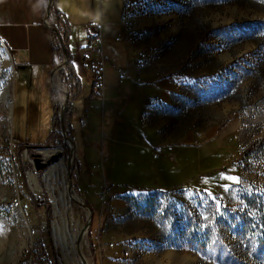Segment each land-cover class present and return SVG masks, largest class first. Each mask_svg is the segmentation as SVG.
Returning a JSON list of instances; mask_svg holds the SVG:
<instances>
[{"label": "rangeland", "instance_id": "rangeland-1", "mask_svg": "<svg viewBox=\"0 0 264 264\" xmlns=\"http://www.w3.org/2000/svg\"><path fill=\"white\" fill-rule=\"evenodd\" d=\"M102 1L56 0L77 21L70 24L74 45L89 16L99 24ZM106 3L119 26L121 1ZM50 21L56 27L55 12ZM121 26L111 32L127 45L122 73L131 83L118 99H100L96 71L88 108L91 85L82 72L75 89L65 61L56 75L30 68L0 40V198L20 194L36 209L21 226L0 216V264H24L30 249L53 264H104L107 248L106 264H221L204 242L209 221L237 213L264 223L245 203L255 194L264 207V144L252 145L264 137V0H124ZM52 85L61 107L77 94L54 129ZM56 131L72 137L68 153ZM35 151L42 160L60 154L35 170ZM104 187L118 196L102 198ZM220 233L230 238L223 227ZM258 250L252 264H264Z\"/></svg>", "mask_w": 264, "mask_h": 264}, {"label": "crops", "instance_id": "crops-1", "mask_svg": "<svg viewBox=\"0 0 264 264\" xmlns=\"http://www.w3.org/2000/svg\"><path fill=\"white\" fill-rule=\"evenodd\" d=\"M121 1L120 25L117 18L109 12L107 0L101 3V12L99 24H95L96 17L89 16L82 24L84 38L82 42L73 44L71 38L70 24L72 21L77 23L73 15L70 22L57 6L56 0H53V9H57L60 15L69 25V50L72 55V62L76 74L81 84V72L83 78L90 85L96 71H100L102 84V95L100 99H118L123 96L122 92L128 88L131 80L125 79L122 71L127 67L129 53L127 45L121 43L116 36L112 35V30L119 28L122 32L121 20L124 10V0ZM103 10V12H102ZM45 15L42 0H0V40L5 47L9 49L14 61L18 64H27L30 68L44 67L48 71L53 63V34L49 27L43 22ZM103 19V20H102ZM96 31L101 35V51L96 53L87 49V43L95 35ZM118 36V35H117ZM86 75V76H85ZM132 82L138 85V80ZM115 92L111 93V89ZM109 91V92H108ZM106 92V93H105ZM121 94L120 96H118ZM95 98L88 95L86 108L94 103ZM83 114L82 116H84ZM36 216V209L28 210L27 218ZM113 252L109 248L104 249L101 259L104 264L111 259Z\"/></svg>", "mask_w": 264, "mask_h": 264}, {"label": "trees", "instance_id": "trees-1", "mask_svg": "<svg viewBox=\"0 0 264 264\" xmlns=\"http://www.w3.org/2000/svg\"><path fill=\"white\" fill-rule=\"evenodd\" d=\"M54 12L56 17V27H49V30L54 36L60 39L59 48L62 49V52L66 57L65 68H63V70L67 72L66 79L67 81H73V86H75V89H78L79 80L72 62V55L68 45V23L64 20V18H62L60 12L57 9H55ZM52 49L54 50L55 47ZM93 89L94 84L92 83L89 93L90 97L95 96ZM76 95L77 94L71 98H66L64 101V106L61 107L57 102V89L54 85L51 86L50 101L52 107V116L50 122L53 129L61 126L63 124L64 118L70 115L72 101ZM56 132L59 145L62 147L63 151L68 153L70 146L65 139L69 140L70 142H74L72 137L67 135L65 136V139H63L62 135L59 134L58 131ZM15 138L18 141L22 139L18 134H15ZM263 144L264 137L259 139L257 142H254L252 145L260 146ZM245 153L247 152L245 151ZM68 177L74 180L73 171L68 173ZM257 199L258 197L255 194L247 196L245 199L246 206L251 211L255 210L257 212L255 214L258 215V217L264 219V207H260V201ZM261 204H263V202ZM257 205H259L258 208ZM46 214L48 216V209H46ZM236 215L237 213L232 215V220L223 218L217 223L209 221L206 228L207 234L204 242L205 244L210 245L211 248L217 252L216 257L213 260L221 264H252L257 258L255 251H259L258 248L260 247H263L264 250V223L259 224L254 221V218H245L239 220L238 216ZM222 227L226 231L230 232V238L227 240H224L221 236L220 230ZM88 235L90 237L89 232ZM89 245L91 250L92 243L90 242ZM245 252H248V254H244ZM249 252L251 254H249Z\"/></svg>", "mask_w": 264, "mask_h": 264}, {"label": "built area", "instance_id": "built-area-1", "mask_svg": "<svg viewBox=\"0 0 264 264\" xmlns=\"http://www.w3.org/2000/svg\"><path fill=\"white\" fill-rule=\"evenodd\" d=\"M45 15L43 17V22L48 26L52 27L53 23L50 21L51 13H54L53 9V0H47L46 5L44 6ZM55 22V21H54ZM56 24V23H55ZM53 37H56L53 35ZM58 42L60 43V39L57 37ZM54 41V39H53ZM56 43H54V47H56ZM87 49L96 53H100L101 51V35L96 31L95 35L91 40L87 43ZM59 51L62 52L61 48H58ZM63 53V52H62ZM64 56L58 61V56L56 49L53 51V63L51 66V70L53 68L54 75L55 71L64 66ZM55 77V76H54ZM158 146H154L156 148ZM71 171V168H70ZM69 171V172H70ZM116 197L118 196V192L110 191L109 188L104 187L101 191V197ZM30 206V200L26 197L21 196L20 194L12 195L10 198H0V216L4 219L5 223L9 226H21L25 225L27 222V213ZM109 216H115L114 211L111 209L108 212ZM30 233H34V230L31 229ZM110 244V243H109ZM97 245L99 248L103 246L97 240ZM54 258L51 255L45 253H34V250L29 251L26 256V262L24 264H53Z\"/></svg>", "mask_w": 264, "mask_h": 264}, {"label": "water", "instance_id": "water-1", "mask_svg": "<svg viewBox=\"0 0 264 264\" xmlns=\"http://www.w3.org/2000/svg\"><path fill=\"white\" fill-rule=\"evenodd\" d=\"M63 56H64V60L66 61L65 54H63ZM59 154H60V152L52 153L51 155L46 157L44 160H42L41 153L39 151L33 152L31 155L33 157L35 170L42 169L45 166L49 165L51 162H53L57 159ZM88 222H89V220L86 222V227L88 226Z\"/></svg>", "mask_w": 264, "mask_h": 264}, {"label": "bare ground", "instance_id": "bare-ground-1", "mask_svg": "<svg viewBox=\"0 0 264 264\" xmlns=\"http://www.w3.org/2000/svg\"><path fill=\"white\" fill-rule=\"evenodd\" d=\"M42 152L44 153V155H48V154L51 153L52 151H42ZM57 168L62 172V175H63V168H62V164H61V162L58 164V167H57ZM32 179H33V178H32ZM62 181H63L64 188H63V191H62V193H61V196L63 197L67 191H66V188H65V182H64V180H62ZM64 202H65V204L67 205V200H65ZM66 207H67V206H66ZM110 217H115V216H110ZM85 228H86V226H84V227L82 228V230L80 231V233H79V235H78V239H80V237L84 234V232H85Z\"/></svg>", "mask_w": 264, "mask_h": 264}]
</instances>
